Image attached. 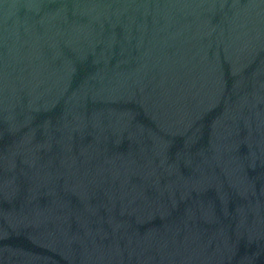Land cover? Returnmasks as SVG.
<instances>
[{"label": "water", "instance_id": "1", "mask_svg": "<svg viewBox=\"0 0 264 264\" xmlns=\"http://www.w3.org/2000/svg\"><path fill=\"white\" fill-rule=\"evenodd\" d=\"M0 264H264V0H0Z\"/></svg>", "mask_w": 264, "mask_h": 264}]
</instances>
